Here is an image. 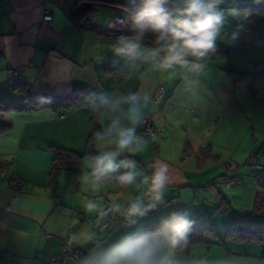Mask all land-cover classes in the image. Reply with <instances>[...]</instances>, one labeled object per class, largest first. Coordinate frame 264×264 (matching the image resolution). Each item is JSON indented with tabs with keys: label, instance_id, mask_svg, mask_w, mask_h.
I'll use <instances>...</instances> for the list:
<instances>
[{
	"label": "crops",
	"instance_id": "1",
	"mask_svg": "<svg viewBox=\"0 0 264 264\" xmlns=\"http://www.w3.org/2000/svg\"><path fill=\"white\" fill-rule=\"evenodd\" d=\"M126 1L135 7L141 4V0ZM211 2L224 15L215 50L201 59L187 57V65L164 67L163 53L150 54L159 47L152 31L141 38L144 55L129 59L113 51L119 36L78 27V15L70 1L0 0V105L35 102L45 93L84 89L92 99L107 95L113 103L120 101L115 110L102 104L100 132L118 120V128H134L139 139L143 120L149 118L165 134L162 140L153 135L139 148L133 144L123 151L115 145V133L105 141L96 139L95 158L104 152H118V164L134 161L135 167L121 166L97 180L92 174L96 159L84 156L78 181L72 171H63L56 187L50 189L52 149L85 152L91 107L10 112L12 126L0 133V161L10 163L6 172L0 171V264H39L36 260L48 259L64 239L87 246L99 238L94 246L99 254L103 252L101 244L109 249L142 234L154 220L171 219L173 214L193 222L191 227L210 221L205 225L217 228L220 204L229 201L227 195L236 189L226 188L229 177L222 174L220 166L227 160L242 161L234 153H242L245 136L247 147L253 148L252 142L254 146L259 141L264 144V11L240 7L264 0ZM98 5L112 10L114 16L128 15L124 6ZM183 6L184 0H169L166 8L172 15L168 23L175 26L182 18L175 9ZM46 8L52 18L44 24ZM133 35L131 29L124 36ZM18 82L30 85V92H19ZM158 84L164 86L163 97L152 103ZM130 95L138 97L139 116L134 124L128 119ZM222 137H227L226 145L220 144ZM162 164L169 167V181L162 199L156 201L151 177ZM128 171L137 174L136 180L122 185L119 177ZM11 174L24 181L19 190L10 186ZM136 202L147 209L143 217H134L136 222L130 221L123 229L110 226L100 230L95 219L98 210L118 209L124 215ZM220 223L230 224L227 219ZM4 251L14 255L7 257ZM170 254L176 264H264V247L232 239L199 242L187 250L175 248Z\"/></svg>",
	"mask_w": 264,
	"mask_h": 264
},
{
	"label": "clouds",
	"instance_id": "2",
	"mask_svg": "<svg viewBox=\"0 0 264 264\" xmlns=\"http://www.w3.org/2000/svg\"><path fill=\"white\" fill-rule=\"evenodd\" d=\"M168 3L169 0H141L140 6L127 9L128 15L125 19L130 21L134 35L119 37L113 48L114 53L129 59L140 58L144 55L140 41L148 31L157 34L156 40L159 44V47L153 49L150 54L159 56L163 53L164 67L187 65L189 63L187 57L201 59L214 51L217 35L224 22L223 12L217 9L215 3L211 0H184V6L175 9L182 18L175 21L174 27H168L172 15L166 8ZM128 100L132 102L128 109V119L134 124L139 116V109L136 106L138 97L130 95ZM100 101L113 110L120 103L119 100L113 103L107 95H102ZM113 133L116 134L115 145L120 151L130 149L133 144H136L137 148L141 146L134 128H118V120H113L105 131L97 132L96 138L98 141H105ZM118 154L104 152L96 157L92 174L97 180H102L121 166L129 169L135 167L134 161H122L118 164L116 162ZM136 175L134 171H128L119 177V182L122 185H131L135 182ZM168 181L169 167L162 164L155 169L151 177L154 200L162 199V190ZM144 182L148 183L147 177ZM146 211L147 209L136 202L128 208L127 215L143 217ZM131 222L136 221L133 219ZM192 223L183 215L173 214L160 231L150 236L125 238L102 253L88 258L84 264H176L171 257V250L186 242L187 232Z\"/></svg>",
	"mask_w": 264,
	"mask_h": 264
},
{
	"label": "trees",
	"instance_id": "3",
	"mask_svg": "<svg viewBox=\"0 0 264 264\" xmlns=\"http://www.w3.org/2000/svg\"><path fill=\"white\" fill-rule=\"evenodd\" d=\"M67 1H70V5H69L71 6L70 8L71 9L74 8L75 12L77 13L78 15L77 21L86 12L91 11L95 5L102 4L103 2L124 6L128 9L136 8L133 4H131L130 2L126 0H90L92 1V3L91 5L87 7H85V1L87 0H67ZM240 7L244 10L253 9V10L264 11V3H261V2L247 3ZM121 16H124V15H121ZM168 27H174V25L168 23ZM89 30H92L101 35L117 36V37L124 36L131 31L130 29L127 32H121L119 34H109L107 33L104 27L99 26V25L93 26ZM16 88L19 92H22L24 94H28L31 90L30 85L23 83V82H18L16 84ZM83 106H90L92 109L91 131H90V134L86 142L85 152L82 155H80L74 151L63 149V148L55 147L52 149L53 159L48 169V186L50 189H54L56 187L63 171H72L76 178V181H78L80 179V176L83 170V157L84 156H90L96 159L95 152H94V143L97 139L96 133L100 132L99 118L103 110L101 101L92 99L90 95L88 94V92L84 89H73L63 94L45 93L40 100L35 101V102L11 101V102L0 105V133H4L11 128L12 122L8 116H9V113L12 111H36V110H41L44 108H49L54 111H65V110H70L72 108H78V107H83ZM9 166H10V163H5V162L3 163L2 161H0V171L3 169L6 172ZM8 180H9L10 186L15 190H19L21 186H23L24 184V181L14 174H11L8 177ZM262 196H264V183L261 184V192L259 193L256 199L255 210L264 211V197ZM96 220L99 222V228H100V221L98 219ZM168 220H170V218L156 219L152 223L144 227L142 234L136 235L132 238H138L141 236H145L148 234L158 232L163 228L164 223ZM110 226H114V225H110ZM109 227L107 229H109ZM123 228H120V229H123ZM107 229H100V230H107ZM47 234L49 233H42V235H44L45 237L50 238L51 235L49 234V236H47ZM226 239L243 241L247 243L249 242L257 243L261 245L262 247H264V227L262 226L254 227L250 223H246L244 225L227 227L222 232H220L213 225L191 227L189 231L187 232L186 242H182L181 245L177 247V249L187 250L192 244H196L199 242L221 243L225 241ZM95 240H97L98 242L94 243ZM63 241H71V240L64 239L60 242V244ZM99 242H100L99 238H93L90 244H88L87 246H78L76 243L75 244L78 246V248H81V249L91 247L95 252L94 246L99 244ZM60 244H59V247H60ZM103 245H105L107 249V245L103 243L100 246L101 250H102ZM59 247H58V250L54 252L53 254L59 251ZM105 250H102V251H105ZM53 254H51L48 257V259ZM48 259H45V260L37 259L36 261L39 263L40 260L47 261Z\"/></svg>",
	"mask_w": 264,
	"mask_h": 264
},
{
	"label": "rangeland",
	"instance_id": "4",
	"mask_svg": "<svg viewBox=\"0 0 264 264\" xmlns=\"http://www.w3.org/2000/svg\"><path fill=\"white\" fill-rule=\"evenodd\" d=\"M92 10L98 13V24L102 27H105L114 17L112 10L100 5H95ZM226 139L227 137H222L220 139V144L226 145ZM245 139L246 136L243 138L242 144L240 145L243 150L242 153L239 154L238 150L234 153V156H241L242 161L235 164L233 161L227 160L226 163L219 168L223 175L229 177L228 180L231 178L230 176H237L240 178V182L235 185L236 189L231 192L229 191L230 193L227 195L229 201L221 203L220 211L219 213H216V226L221 232L229 226L234 227L246 223H250L254 227H264V211L255 210V202L261 192V184L264 183V149H262L264 144L261 145L262 141H259V144L254 146V143L252 142L253 148L251 145L247 147V143H243ZM221 152L226 154V151L222 150ZM64 178L65 176H63L62 187L65 185ZM224 185L226 186V184ZM235 187L230 188L226 186L228 189H233ZM223 191L225 193L227 192V190L224 189ZM222 219H227L230 224L227 226L222 225L223 223H220V220ZM208 222L198 223L197 225L209 224Z\"/></svg>",
	"mask_w": 264,
	"mask_h": 264
},
{
	"label": "built area",
	"instance_id": "5",
	"mask_svg": "<svg viewBox=\"0 0 264 264\" xmlns=\"http://www.w3.org/2000/svg\"><path fill=\"white\" fill-rule=\"evenodd\" d=\"M52 18V14L49 9H44L42 23H47ZM126 16L115 15L108 24L104 27L109 34H119L121 32H127L131 29L130 21H127ZM80 28L91 29L93 26L98 25V13L95 11L86 12L76 23ZM164 93V86L158 84L154 90L150 101L157 102L162 99ZM157 136L158 139H163L165 137L164 132L158 127L152 124L149 118L143 120L142 129L140 132L139 140L140 143H147L149 137ZM151 145L156 146L155 142ZM240 182L239 177H232L226 181L227 187H235ZM96 219L100 221V229H107L110 225L117 226L118 228L125 227L134 217H129L127 212L122 215L121 211L116 209L114 211L108 209L99 210L96 213ZM49 236V234H47ZM98 241L95 240L94 243ZM106 246H102V250H105ZM7 257L13 256L10 251H4ZM96 253L91 247L81 249L72 241H63L60 244L59 251L53 254L47 261H39L40 264H84V262L95 256Z\"/></svg>",
	"mask_w": 264,
	"mask_h": 264
},
{
	"label": "water",
	"instance_id": "6",
	"mask_svg": "<svg viewBox=\"0 0 264 264\" xmlns=\"http://www.w3.org/2000/svg\"><path fill=\"white\" fill-rule=\"evenodd\" d=\"M91 3H92V1H90V0L85 1V7L91 5Z\"/></svg>",
	"mask_w": 264,
	"mask_h": 264
}]
</instances>
